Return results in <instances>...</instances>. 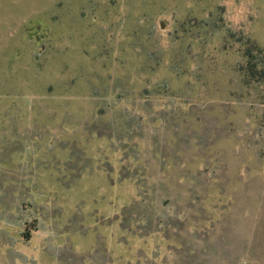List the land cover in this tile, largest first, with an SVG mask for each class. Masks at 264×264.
Returning a JSON list of instances; mask_svg holds the SVG:
<instances>
[{
	"label": "rangeland",
	"instance_id": "rangeland-1",
	"mask_svg": "<svg viewBox=\"0 0 264 264\" xmlns=\"http://www.w3.org/2000/svg\"><path fill=\"white\" fill-rule=\"evenodd\" d=\"M0 264H264V0H0Z\"/></svg>",
	"mask_w": 264,
	"mask_h": 264
}]
</instances>
